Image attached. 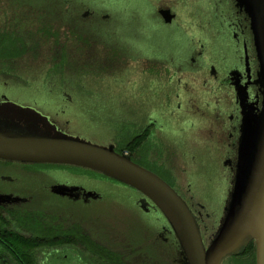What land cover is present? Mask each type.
Wrapping results in <instances>:
<instances>
[{"label": "flooded vegetation", "instance_id": "obj_1", "mask_svg": "<svg viewBox=\"0 0 264 264\" xmlns=\"http://www.w3.org/2000/svg\"><path fill=\"white\" fill-rule=\"evenodd\" d=\"M3 35L13 46L11 58L0 59V91L9 94L0 128L129 156L177 192L201 234L206 219L223 218L240 97L261 98L251 22L239 0H0ZM188 130L199 131L194 141L215 154L226 183L219 217L191 184L199 166L189 142L181 143ZM105 182L129 191L136 216L155 223L154 240L141 244L136 222L127 233L94 211L110 202ZM149 247L164 249V260ZM180 253L162 213L125 185L71 165L0 159V264H181Z\"/></svg>", "mask_w": 264, "mask_h": 264}, {"label": "water", "instance_id": "obj_2", "mask_svg": "<svg viewBox=\"0 0 264 264\" xmlns=\"http://www.w3.org/2000/svg\"><path fill=\"white\" fill-rule=\"evenodd\" d=\"M250 18L259 64L260 100L241 95L242 123L233 187L221 227L205 246L186 202L156 174L111 148L68 138L21 134L0 128V159L71 165L99 173L142 194L162 213L179 242L181 264H223L253 243L264 264V0H239Z\"/></svg>", "mask_w": 264, "mask_h": 264}, {"label": "rangeland", "instance_id": "obj_3", "mask_svg": "<svg viewBox=\"0 0 264 264\" xmlns=\"http://www.w3.org/2000/svg\"><path fill=\"white\" fill-rule=\"evenodd\" d=\"M3 15V13H2ZM7 19H9L10 14L5 15ZM3 19V16H2ZM120 88V86L118 87ZM130 88V86H129ZM2 95H9L8 93H5L4 90L0 91V102L2 101ZM11 100V98H8ZM29 99H33L30 97ZM12 101V100H11ZM11 109H17L14 106H9ZM164 109H160L162 112ZM49 115V114H47ZM56 119V118H55ZM61 120H63L61 118ZM178 126L177 129L178 130ZM199 131L197 130H188L182 135V141L181 143L184 144L185 147V141H188L189 143H186L188 148L192 150V157L195 158V163L199 166V174L197 175L196 182H192L193 188H195L194 192L200 193L204 198H206V203L203 202L202 205L206 207L207 209H211L214 213H216L219 217L220 213L224 211L225 207V189H226V183H224L223 177L220 175V173L215 171V164H216V158L215 154L212 152H209L208 150H205L201 147V144L194 141L196 138L202 139L199 135ZM103 186L108 187L109 194L108 197L110 202H104V204H97L94 207V211H99L103 214H105L107 217H111L112 221V227H119L120 229H124L125 231L131 230L129 227L133 223H137V221L142 224L144 227L142 231V225L135 223L133 225L132 230L134 232L135 229L140 231L141 233V244H147L148 241L150 243V240H154L153 233L155 232V223L152 222V219L149 217H139L136 216V209H133L132 200L130 198V193L128 190L121 188L120 186H114L109 182L102 183ZM177 193V192H176ZM132 195V194H131ZM128 199V200H126ZM229 201V200H228ZM228 203V202H227ZM227 207V204H226ZM226 210V209H225ZM135 215V216H134ZM213 215V214H212ZM225 217V214L221 220L217 217H210L206 219L207 230H202V234L205 238H209L207 244H209L215 235L217 234L218 230L221 227L222 221ZM136 219V220H135ZM139 219V220H138ZM197 220V219H196ZM198 223V222H197ZM199 225V224H198ZM216 227V228H215ZM200 228V227H199ZM212 228H215L212 229ZM201 231V229H200ZM147 232V234H146ZM149 235L150 237H147ZM205 243V241H204ZM205 243V246L207 245ZM254 246V245H253ZM150 248L151 252L158 253L161 260H164V257H162V254L166 255V252L164 249L159 248ZM164 252V253H163ZM245 256L241 257L240 260L244 263H249L250 257L248 256L250 251L247 250L245 252ZM171 255V254H170ZM161 264H167L161 262Z\"/></svg>", "mask_w": 264, "mask_h": 264}, {"label": "trees", "instance_id": "obj_4", "mask_svg": "<svg viewBox=\"0 0 264 264\" xmlns=\"http://www.w3.org/2000/svg\"><path fill=\"white\" fill-rule=\"evenodd\" d=\"M2 38V40L0 41V59H9L11 57H8V54L10 53V49H11V46H13V44H10L12 41L11 39H9L7 36H0ZM8 41H11L10 43ZM15 44V43H14ZM254 244L251 243L248 248L242 253V254H239L237 255L236 257H244L245 256V252L250 251L252 253H250L248 256L250 257V261L249 263L247 264H255V251H254ZM235 257V256H234ZM236 259V258H235ZM237 261V264H246L244 262H242L240 259H236Z\"/></svg>", "mask_w": 264, "mask_h": 264}]
</instances>
